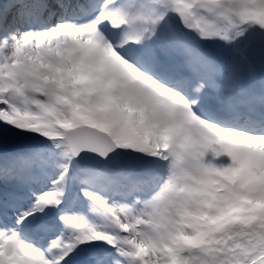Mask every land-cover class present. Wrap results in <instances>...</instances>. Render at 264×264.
<instances>
[{
  "label": "snow or ice",
  "instance_id": "6c2138e0",
  "mask_svg": "<svg viewBox=\"0 0 264 264\" xmlns=\"http://www.w3.org/2000/svg\"><path fill=\"white\" fill-rule=\"evenodd\" d=\"M0 264H264V0H0Z\"/></svg>",
  "mask_w": 264,
  "mask_h": 264
}]
</instances>
